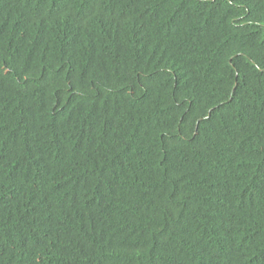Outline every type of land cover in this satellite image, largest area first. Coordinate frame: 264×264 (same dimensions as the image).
<instances>
[{"label":"trees","instance_id":"trees-1","mask_svg":"<svg viewBox=\"0 0 264 264\" xmlns=\"http://www.w3.org/2000/svg\"><path fill=\"white\" fill-rule=\"evenodd\" d=\"M0 264H264V0H0Z\"/></svg>","mask_w":264,"mask_h":264}]
</instances>
